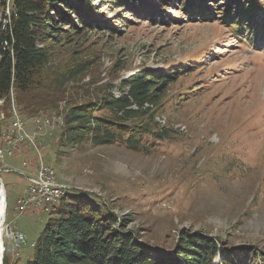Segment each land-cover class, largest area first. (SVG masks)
I'll return each instance as SVG.
<instances>
[{"label": "rangeland", "instance_id": "obj_1", "mask_svg": "<svg viewBox=\"0 0 264 264\" xmlns=\"http://www.w3.org/2000/svg\"><path fill=\"white\" fill-rule=\"evenodd\" d=\"M89 1L113 26L68 32L51 48L50 70L85 64L65 83L73 101L107 88L119 95L120 81L144 68L170 70L176 79L152 109L171 137L150 153L118 144L65 147L64 102L22 120L28 138L0 157L5 222L27 236L20 251L3 237L8 264L26 262L50 215L38 207L14 210L28 184L21 171L35 174L41 160L55 168L66 193L96 194L152 248L171 250L182 231L264 248V35L216 19L186 20L177 0H154L164 4L155 9L137 5L136 13ZM43 116L51 125L37 130L34 120ZM3 118L7 144L10 120Z\"/></svg>", "mask_w": 264, "mask_h": 264}, {"label": "trees", "instance_id": "obj_2", "mask_svg": "<svg viewBox=\"0 0 264 264\" xmlns=\"http://www.w3.org/2000/svg\"><path fill=\"white\" fill-rule=\"evenodd\" d=\"M99 1L114 9L130 7L134 13L137 5L147 2L151 9L164 6L154 0ZM177 1L186 20L216 19L239 31L251 30L255 37L264 35L262 0ZM7 7L10 23L0 33V113L5 121L10 120L11 125L14 113L21 120H32L43 111L58 110L64 102L59 140L65 147L118 144L150 153L169 141L171 129L155 120L152 108L176 79L170 70L144 68L120 81L119 95L107 88L103 95L97 91L91 99L79 96L75 101L66 92L65 83L77 80L87 69L85 64L50 70L51 48L68 32L113 26L92 1L0 0V14ZM2 134L0 130V149L5 145ZM48 207L50 215L24 264H213L219 245L221 264H264V248L228 245L203 231H182L169 251L152 248L137 232L126 228L129 218L119 217L94 193L69 190ZM3 264H8L6 256Z\"/></svg>", "mask_w": 264, "mask_h": 264}, {"label": "built area", "instance_id": "obj_3", "mask_svg": "<svg viewBox=\"0 0 264 264\" xmlns=\"http://www.w3.org/2000/svg\"><path fill=\"white\" fill-rule=\"evenodd\" d=\"M9 14L10 10L8 7L4 13L1 12L0 14V33L2 30L6 29L10 23ZM4 43L6 44V42ZM14 116V120L10 125V135L7 137V144L4 145L3 151L0 152L1 158L4 157V155H12L16 148V144L22 143L28 138V134L23 130L22 120L15 113ZM34 124L37 130H42L43 127L50 126L51 121L49 117L43 116L35 119ZM11 136H14V138H11ZM12 142L14 143L12 144ZM21 174L25 176L28 184L14 203V210L20 213L30 209L34 211L35 207L41 208L42 210L45 209L52 194H57L58 190L66 189L65 185H59L55 168L45 160L39 161L35 174L24 173V171H21ZM4 236L12 243L16 251H20L22 246L27 244L26 234L11 228L5 221ZM30 244L31 242L29 246Z\"/></svg>", "mask_w": 264, "mask_h": 264}, {"label": "bare ground", "instance_id": "obj_4", "mask_svg": "<svg viewBox=\"0 0 264 264\" xmlns=\"http://www.w3.org/2000/svg\"><path fill=\"white\" fill-rule=\"evenodd\" d=\"M3 148L0 149V152L3 151ZM59 185H65V184H63L62 182L61 183L59 182ZM65 187H66V189L58 190L57 194H52V197L50 198V201L47 202L45 209L46 208L48 209L49 205H52V204L56 203L57 201H59V199L65 195L66 191L68 189H70L66 185H65ZM5 198L6 197H5V191H4V185H3V188L0 189V264H2V261H3L4 221H5V214H6V199Z\"/></svg>", "mask_w": 264, "mask_h": 264}, {"label": "water", "instance_id": "obj_5", "mask_svg": "<svg viewBox=\"0 0 264 264\" xmlns=\"http://www.w3.org/2000/svg\"><path fill=\"white\" fill-rule=\"evenodd\" d=\"M3 182H2V179L0 178V189L3 188ZM4 191H5V188H4ZM5 197H6V192H5ZM6 199V198H5ZM221 246L219 245V251H218V254H217V257L213 260V264H216V262L218 264H221V255H220V251H221ZM2 264H3V261H2Z\"/></svg>", "mask_w": 264, "mask_h": 264}]
</instances>
